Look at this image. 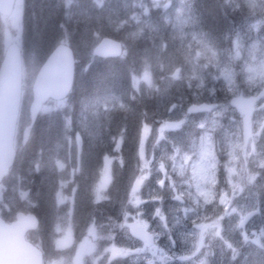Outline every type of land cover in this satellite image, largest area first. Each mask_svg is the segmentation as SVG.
<instances>
[{
	"label": "rangeland",
	"instance_id": "rangeland-1",
	"mask_svg": "<svg viewBox=\"0 0 264 264\" xmlns=\"http://www.w3.org/2000/svg\"><path fill=\"white\" fill-rule=\"evenodd\" d=\"M191 1L17 0L20 5L9 18L0 16V43L6 45L12 38L18 41V33L25 21L38 31L35 32L43 45L58 35L60 39L68 38L64 31L72 22L74 27H81L76 39L80 55L91 44L92 36L99 35L101 30L102 33L110 31L120 35V29L128 46L136 42L143 46L149 44L152 57L147 63L165 68L162 75L145 71L135 83L136 88L142 83L148 89L154 88L159 97L156 108L151 103H143L155 108L157 124L146 126L142 133L139 154L144 160L140 171L144 182L139 192L127 198L130 209L122 212L119 206L117 216L110 218L108 207L98 205L92 211L93 215L98 212V222L88 223L87 235L78 239L73 238L68 217L52 223L51 233L47 227L50 212L44 209L43 226L38 234L54 257L47 264H105L110 243L94 237L96 225H104L111 236L120 229L117 243L120 254L112 264H264V187L258 182L264 169V102L256 115L255 138L246 151L244 164L240 120L217 97L220 93L228 92L229 96L239 91L264 89V37H257V31L264 29V21L256 15L264 8V0H232L255 16L246 20L237 32L231 49L228 35L216 37L202 29L199 3ZM54 18L59 19L58 26ZM251 34L253 37H249ZM220 45L224 47L220 49ZM174 91L180 95L175 97ZM186 94L192 95L191 101L187 100L190 97H182ZM209 97H215L212 112L188 114L189 105L201 103L203 98L211 102ZM125 101L115 92H108L99 105L114 104L126 109L128 102ZM106 112L110 110L88 114L90 133L105 125ZM116 126L117 122L113 120L112 128ZM19 143L20 136L18 149ZM21 143L24 147L19 162L8 180L0 183V207L15 208L17 198L22 200L19 211L39 206L34 201L37 195H29L24 186H19L30 180L26 175L39 173L38 183L45 180L42 182L43 194L39 195L43 209L52 177L48 171L39 170V156L32 154L28 142L24 144L22 139ZM209 143L224 155L222 178L229 186L228 191L221 192L216 199L202 184L205 168L201 162L206 161ZM109 155L105 152L106 157ZM58 158L59 151L56 160L60 164ZM64 167L65 164L60 165V169ZM61 177L56 189L58 195L67 183L65 178H72L64 172ZM108 179L109 166H106L100 183L102 187ZM254 186H257L256 190ZM68 191V199L77 195L73 185ZM252 210L255 214L250 222L239 228V221ZM134 219L148 228L152 220L157 221V235L163 240V244L157 246V255L149 253L122 230L126 222ZM186 221L191 225L190 230L182 227ZM206 225L205 237L199 245V230ZM179 256L191 258L180 260Z\"/></svg>",
	"mask_w": 264,
	"mask_h": 264
},
{
	"label": "water",
	"instance_id": "water-1",
	"mask_svg": "<svg viewBox=\"0 0 264 264\" xmlns=\"http://www.w3.org/2000/svg\"><path fill=\"white\" fill-rule=\"evenodd\" d=\"M12 3L13 0H0V11L6 14L9 13ZM115 50L117 53L120 51V44L110 39H104L97 47V52L102 55H106ZM56 51L57 54L51 60L50 65L43 68L44 71L40 77L39 85L35 87V102L31 107V112L33 113L39 109L41 102H43L50 93L63 95L67 92L68 80L71 77L67 80V78L63 76L66 74L68 65H71L72 56L70 51L62 46L58 47ZM59 56L66 59L61 61V66H57L55 63ZM17 90L18 79L14 74L8 76L0 85V180L7 172L12 158V156L6 152L7 133L12 119L11 116L14 118L12 109ZM254 101L255 99L249 100L246 105H242L239 99L231 101L232 105L241 107L246 113V117L244 118L245 141L251 134L249 118L253 111ZM18 218L19 221L11 226H7L0 221V264H41L39 252L23 241V233L26 228L35 226L34 222H25L31 218L33 219V217H24L20 214ZM130 231L137 238L150 240V236L139 225H132Z\"/></svg>",
	"mask_w": 264,
	"mask_h": 264
},
{
	"label": "trees",
	"instance_id": "trees-1",
	"mask_svg": "<svg viewBox=\"0 0 264 264\" xmlns=\"http://www.w3.org/2000/svg\"><path fill=\"white\" fill-rule=\"evenodd\" d=\"M211 1L217 0H201V10L203 14V8L206 11L205 21L206 24H209V26L204 29L212 31L214 34H220L224 31L223 25L221 23L222 12H220L218 7L213 6L211 3H209ZM143 54L144 52L140 47L137 53L130 51V53L125 58L114 60L115 65H109V61L107 60H96L93 63L94 67L91 69L83 70L79 67L73 93L77 92L80 97H77L78 100L76 102H73L70 98V100L65 103L66 111L69 113L72 107L75 108L74 103H78L81 100H87L88 102L96 103L99 98L96 96H99L100 92L105 87L117 84V81L120 77L123 78L127 84H130L129 73L133 66H135V64L137 63V59H140L142 61L144 60L141 59ZM115 121L117 122V127L119 129L123 128V151L130 152L135 144V136L140 126V119L132 117L129 114L119 113ZM45 124V121H39L33 127V133L35 134V139L37 140V142L34 140L33 143L36 144V148L38 147L37 145H39L41 142H46L51 136V133H48L44 130ZM70 137H72V135H70ZM84 141L87 144V136H84ZM33 149L35 150V148ZM84 149L87 150V148ZM76 164L77 162H75V165ZM83 165L80 174L76 175L75 177V184L78 186L76 198L78 199V201L82 202V205L76 204V210L74 212L75 225L73 223V227L77 231H81L83 228L81 226V222L85 216L86 209L91 204L92 200L90 187L94 179H89L88 174L89 176L93 174V168L95 166L94 159L90 161V164L88 162ZM114 171L122 172V170L117 171V167H114ZM121 176L122 175H120V177ZM126 183L127 179L125 181H123L122 179H119V181L117 179L114 180L110 187V194L111 196H115L114 199L116 197L120 198L122 194H124V192L126 191ZM33 190L39 191V185L38 187H33ZM117 202H119V200L116 201V203Z\"/></svg>",
	"mask_w": 264,
	"mask_h": 264
},
{
	"label": "bare ground",
	"instance_id": "bare-ground-1",
	"mask_svg": "<svg viewBox=\"0 0 264 264\" xmlns=\"http://www.w3.org/2000/svg\"><path fill=\"white\" fill-rule=\"evenodd\" d=\"M190 1H191V0H190ZM192 1H193V0H192ZM192 1H191V2H192ZM52 33H53V32H52ZM52 33H51V34H52ZM53 37H54V36H53ZM25 149H26V148H25ZM43 187H44V186H43Z\"/></svg>",
	"mask_w": 264,
	"mask_h": 264
}]
</instances>
